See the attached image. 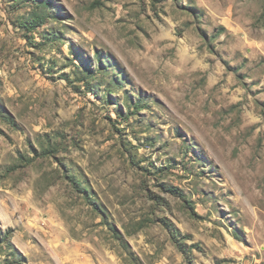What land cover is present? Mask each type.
<instances>
[{
	"label": "rangeland",
	"instance_id": "obj_1",
	"mask_svg": "<svg viewBox=\"0 0 264 264\" xmlns=\"http://www.w3.org/2000/svg\"><path fill=\"white\" fill-rule=\"evenodd\" d=\"M0 264H264V0H0Z\"/></svg>",
	"mask_w": 264,
	"mask_h": 264
},
{
	"label": "trees",
	"instance_id": "obj_2",
	"mask_svg": "<svg viewBox=\"0 0 264 264\" xmlns=\"http://www.w3.org/2000/svg\"><path fill=\"white\" fill-rule=\"evenodd\" d=\"M39 18H40V17H36V18L34 19V21L37 22L36 24H39V23L41 22V21H39Z\"/></svg>",
	"mask_w": 264,
	"mask_h": 264
}]
</instances>
